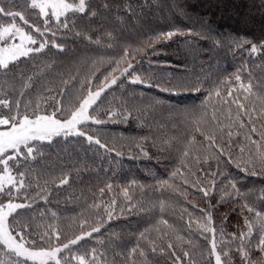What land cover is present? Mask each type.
<instances>
[{
  "label": "trees",
  "instance_id": "trees-1",
  "mask_svg": "<svg viewBox=\"0 0 264 264\" xmlns=\"http://www.w3.org/2000/svg\"><path fill=\"white\" fill-rule=\"evenodd\" d=\"M28 3L0 0V7L21 11L44 31V18ZM86 4L84 13H68V28L50 20L43 36L15 20L37 44L48 42L42 51L0 69V99L21 101L22 112L28 102L39 103L41 111L69 109L89 90L119 78L89 108L102 123L80 126L105 147L86 136H60L50 143L32 142V157L25 159L23 149L9 162L12 175L25 185L11 188L12 202L26 205L9 217L13 234L21 232L26 247L47 249L91 232L59 253L62 264H77L73 257L81 255L88 264H214L212 236L201 227L211 212L208 226L216 229L217 251H230V259L222 260L244 264L236 251L239 240L232 241L231 234L247 231L245 216L254 221L255 212L245 204L264 213V48L250 54V45L237 49L234 41H264V0ZM10 22L0 16V25ZM170 31L177 35L146 43ZM53 41L61 48L53 47ZM125 51L132 68L121 75L127 62L119 67L115 62ZM238 69L242 82L252 85L251 94L235 81ZM135 77L140 82L132 83ZM0 113L7 109L0 107ZM201 132L214 134L215 143ZM202 187L210 189L207 197ZM8 200L0 194V203ZM96 227L99 231L92 232ZM253 236L258 238L255 228ZM252 258L264 262L255 248ZM0 261L34 264L3 245Z\"/></svg>",
  "mask_w": 264,
  "mask_h": 264
},
{
  "label": "snow or ice",
  "instance_id": "snow-or-ice-1",
  "mask_svg": "<svg viewBox=\"0 0 264 264\" xmlns=\"http://www.w3.org/2000/svg\"><path fill=\"white\" fill-rule=\"evenodd\" d=\"M26 3H28V0H26ZM11 7L12 5L9 4V8ZM28 8L31 10H38L36 15L44 18V31H42L40 27L31 24L21 11H9L6 10L5 7H0V16L11 18V22L6 26L0 25V69L8 70L9 65L17 61L20 57H27L32 52H40L48 43L47 41L42 42L37 48L28 47L27 45L37 44V40L32 34L26 32L23 27L18 26L15 22L17 17L20 21H23L25 25H29L33 28L36 33L40 34V36H43L45 31H50V28L48 27L50 20L54 19L58 23V26L68 28V13H84L87 4L86 0H78V3H75L74 0H72V2H70V0H30ZM93 15H95V13H93ZM62 17H64L63 21L61 20ZM53 35H55V33H53ZM174 35H177V32L170 31L167 33H160L155 37H150L146 43L150 45L152 41L169 40ZM17 40L19 41L18 43L15 42ZM10 41L12 42L10 43ZM234 43L237 49L243 48L246 44L250 45V54L258 53L261 48H264V41H262L260 45L252 43L247 39L234 41ZM52 46L61 48V46L54 41L52 42ZM141 50L142 49H137V51ZM129 55L130 53L125 51L124 56L115 62L117 67H119L121 62H127V67L123 69L121 75H124L132 68V64L128 62ZM240 71L241 70L239 69L237 70L234 74V79L238 83L240 89L251 94L252 85L250 83L245 85L242 82ZM118 78L119 77H113L110 82L105 83L104 87L95 93L89 90L86 98L82 99L77 106L69 109H64L63 107L58 106L51 112H48L46 109L41 111V105L39 103L33 104L32 102H28L23 105L25 111L22 112L21 101L16 100L15 102H12L6 98L0 99V107L7 109V114L0 113V165L3 166L2 169H0V194H6L9 196L7 203H0V245H3L14 256L31 260L34 264H62L63 258L59 256V253L64 249H68L70 245L77 244L79 241L83 240L85 236L91 235V232L82 233L62 246L49 247L47 249L26 247L28 241L25 240V237L21 232H16L14 235V229L10 227L9 223V217L12 216L17 209L26 207L24 204L13 203L11 200V188H16L17 183H19L20 188H23L25 185L22 179L18 182L16 177L12 175L9 162L16 160V158L21 155L23 149H26V152L24 153L25 159L32 157L34 153L32 142L47 141L50 143L54 137L60 136H86L89 142H95L101 147H105V145L100 143V140H94L92 136L87 135L80 126L87 124L89 121L97 124L102 123L100 119L89 113V108L96 102L105 88L116 84ZM28 79L30 81L31 77ZM105 80L107 81L108 77H105ZM131 82H140V78L135 77ZM30 86V84H25L24 88ZM196 90L199 89L197 88ZM23 94L24 93L21 92V95ZM216 95L219 96L220 93L217 91ZM228 95H232L231 90ZM245 99H247V96ZM233 102L237 103L239 109L248 111L243 103H239V101ZM56 103L57 105H61L62 102L56 101ZM225 103H227V101H225ZM57 113H63L65 118H59ZM113 115H115V113H113ZM241 126L243 127V123ZM196 130L200 131L199 128ZM252 131H256V129L253 127ZM201 135H203L206 140L210 141L211 144L215 143L214 134L201 132ZM229 136H231V133H229ZM36 151H39V149L37 148ZM144 155L147 156V152H145ZM184 155L187 156L188 152L185 151ZM261 159L262 162H264V154H261ZM252 174L255 175L256 173L253 172ZM175 175L176 173H173V176ZM213 175H215V173H213ZM19 176L23 177L24 173H19ZM61 183H67V179L61 180ZM162 183L166 184L167 181ZM6 185L10 186L7 192L5 191ZM214 186L215 182H213V187ZM231 186L234 189L236 188L234 183ZM108 187L110 188L111 186L109 185ZM199 191L207 197L210 189L202 187ZM101 192H103V189H101ZM125 195H127L126 192ZM243 207L246 208L248 212H255V222L245 216L244 224L247 231H241L239 236H237L236 233L231 234L232 241L239 240L236 251L239 253L244 264H257V261L252 258V249L255 248L261 256H264V213L255 210L248 204H245ZM110 215L111 214L109 213V216ZM211 224L212 216L211 212H208L207 224L201 225V227L205 232L212 236L210 240L209 255L214 257L215 264H225V261L222 260V256L225 260H229L230 251H217L218 245L215 239L216 229L208 226ZM254 228L256 229L258 238H254L253 236ZM97 231H99L98 227L92 229V232ZM56 239L59 240V235L56 236ZM31 243L35 245V241H32ZM168 247L171 248L172 245L169 244ZM152 251L155 252L156 248H153ZM140 254L144 255L143 252ZM173 255H175V253H173ZM184 255L189 256L190 254L184 252ZM73 259L77 261V264H88L85 256H75ZM177 259L179 258L177 257ZM0 264H3V261H0ZM262 264H264V262H262Z\"/></svg>",
  "mask_w": 264,
  "mask_h": 264
},
{
  "label": "rangeland",
  "instance_id": "rangeland-1",
  "mask_svg": "<svg viewBox=\"0 0 264 264\" xmlns=\"http://www.w3.org/2000/svg\"><path fill=\"white\" fill-rule=\"evenodd\" d=\"M29 2H30V0H29ZM53 21H55L54 19H52ZM6 26V25H5ZM12 41H10V43H11ZM15 42H19L18 40L17 41H15ZM28 47H32V48H37V47H39V44H35V45H27ZM20 58H22V57H20ZM19 58V59H20ZM101 88H97V89H95V90H92L91 92H93V93H95L96 91H98V90H100ZM89 93V92H88ZM88 96V94L86 95V97ZM85 97V98H86ZM214 264H215V259H214Z\"/></svg>",
  "mask_w": 264,
  "mask_h": 264
}]
</instances>
